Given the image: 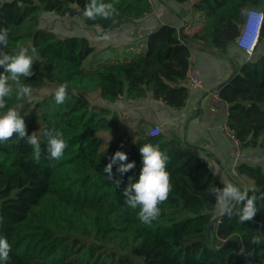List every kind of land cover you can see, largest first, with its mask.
Segmentation results:
<instances>
[{
	"label": "trees",
	"instance_id": "trees-1",
	"mask_svg": "<svg viewBox=\"0 0 264 264\" xmlns=\"http://www.w3.org/2000/svg\"><path fill=\"white\" fill-rule=\"evenodd\" d=\"M175 1H192L193 11L203 13L198 31L162 24L134 36L131 28L128 40L96 48L83 33L59 36L43 24L45 13L65 19L76 8L86 12L92 0H0V29L9 31L8 46L0 44V51L12 55L22 46L31 54L36 49L34 74L22 78L32 86V96L20 102V114L28 135L36 132L42 148L36 162L32 147L15 134L0 141V238L12 246L9 260L0 264H264L263 163L243 161L236 167L251 181L243 191L255 197L256 208L251 220L240 222L243 204L234 199L215 214L222 184L209 160L177 135L145 133L129 143L119 137L101 143L100 132L116 129L119 121L99 101L151 93L173 108L184 105L192 44L224 53L251 7L263 13L254 50L264 42V0ZM97 3L108 16L93 20L86 15L84 24L103 32L136 25L152 11L151 0ZM253 54L220 93L228 104L227 126L241 147L264 152V53ZM61 84L68 85V99L58 105L54 90ZM92 93L97 94L94 101ZM53 128L67 142L59 161L47 153L45 132ZM146 143L158 145L169 157L172 183L151 224L141 222L139 209L128 207L124 197L125 187L139 179V149ZM118 150L135 167L121 175L113 165V179L121 181L117 186L104 169ZM253 236L260 244L251 242Z\"/></svg>",
	"mask_w": 264,
	"mask_h": 264
},
{
	"label": "crops",
	"instance_id": "crops-1",
	"mask_svg": "<svg viewBox=\"0 0 264 264\" xmlns=\"http://www.w3.org/2000/svg\"><path fill=\"white\" fill-rule=\"evenodd\" d=\"M151 5V13L132 28L134 36L138 31H146L162 24H170L177 29L181 28L184 32L190 33L198 31L204 21L201 11H193L192 1L155 0L152 2L151 0ZM242 21L238 24V34ZM121 27L123 26L106 32L99 29L101 47L116 46L128 40L127 33L130 28L124 34ZM235 41L229 42L222 54L213 53L199 44H192L188 57L189 66L197 71L201 79V86L189 90L184 105L180 107L173 108L166 105L162 101L154 99L151 93L134 100L121 98L114 102L99 101L112 112H116L119 121L116 129L100 132L102 145L114 137L125 139L126 143H129L147 133V127L157 126L159 133L177 135L182 143L196 147L199 153L209 160L211 170L222 184V192L228 184L236 185L243 191L244 189H241L243 184H237L231 176L235 170L230 169L229 173L226 172L231 161L226 153L228 142L218 128L225 119V113L222 109L214 112L206 110L208 92L226 80L233 68L238 70L242 63L248 59V55ZM263 53L264 42L256 46L253 56ZM123 113H127L128 117L123 118ZM245 153H250L252 163L264 164V152L259 149H245ZM251 153L256 154V156ZM257 156L260 159H257ZM236 176L245 184V187L242 188L246 189L252 185L248 178L239 174ZM230 200L227 201L228 204Z\"/></svg>",
	"mask_w": 264,
	"mask_h": 264
},
{
	"label": "clouds",
	"instance_id": "clouds-1",
	"mask_svg": "<svg viewBox=\"0 0 264 264\" xmlns=\"http://www.w3.org/2000/svg\"><path fill=\"white\" fill-rule=\"evenodd\" d=\"M103 4H98L97 0H92L86 8V15L89 19L95 20L98 16L107 17ZM9 31L7 28L0 29V44L8 46ZM16 54H8L0 51V67L4 72L0 73V141H8L16 136L23 139L33 149V158L40 161L42 148L40 137L36 132L28 135L24 118L20 114L23 108L21 101L30 99L32 96V86L23 82L22 78L32 76L33 64L36 60V49H29L18 46ZM15 99V106H10L9 101ZM55 103L62 105L68 99V85L61 84L54 90ZM47 137V153L49 158L59 161L63 158L67 142L61 130L53 128L45 132ZM142 156V168L139 179L130 182L124 189L125 204L132 209H139L137 215L141 222L151 224L156 220L161 209L159 205L164 203L172 191L171 176L167 170L169 157L159 148L151 143L143 144L140 149ZM117 165L116 171L123 175L135 167L134 162H127V154L124 151H116L104 171L108 173L106 177L112 180L115 185L120 184L119 179H113L112 168ZM218 199L227 203L234 199L237 203L243 204L242 213L239 216L240 222L251 220L256 208L254 206L255 197H248L247 191H241L233 184H228ZM2 223V217H0ZM253 244H260V238L253 236ZM12 246L5 238H0V261L7 262L10 258Z\"/></svg>",
	"mask_w": 264,
	"mask_h": 264
},
{
	"label": "built area",
	"instance_id": "built-area-1",
	"mask_svg": "<svg viewBox=\"0 0 264 264\" xmlns=\"http://www.w3.org/2000/svg\"><path fill=\"white\" fill-rule=\"evenodd\" d=\"M67 20H79L83 21L86 18V12L83 9L76 8L65 14ZM263 19V13L260 9L250 8L246 11L243 21L240 26L239 34L236 38L237 45L248 55V58L252 55L254 47L258 40V32ZM184 84L187 86V90L195 89L201 86V79L197 71L188 66L186 72V78ZM218 109H222L225 113V119L218 126L220 132L228 142L227 156L230 158V165L226 172L236 170L239 163L245 161V150L241 147V144L235 134L228 128L226 118L228 115V104L222 97L220 89L213 88L208 92V100L206 104V110L214 112ZM123 118H127L128 114L123 113ZM149 135H156L159 133L157 126H151L147 129Z\"/></svg>",
	"mask_w": 264,
	"mask_h": 264
},
{
	"label": "rangeland",
	"instance_id": "rangeland-1",
	"mask_svg": "<svg viewBox=\"0 0 264 264\" xmlns=\"http://www.w3.org/2000/svg\"><path fill=\"white\" fill-rule=\"evenodd\" d=\"M153 1H155V0H152V2ZM251 8H253V7H251ZM255 9H257V8H255ZM43 24L45 27H49V29L56 32L57 35H59V36H65L68 34L72 35V34H80V33L82 34L83 33L89 38L91 44H93L96 48L101 47V42L99 41V28H94V29L86 28L83 21L67 20L66 18L64 19V18H60V17L55 18L54 13L49 12V13L44 14ZM128 26L121 27V29L124 31V34H126V32L128 31L129 28L131 29L136 25L133 24V25H128ZM87 63H88V61H87ZM49 88L50 87H48V86L45 87L44 90L38 91L36 95H38V96L42 95L44 92L49 90ZM35 96H33V98H35ZM90 98L94 101L95 99H97V94L96 93L90 94ZM245 154H246V158H247L245 161L251 162L250 153H245ZM251 154L256 156V154H254V153H251ZM260 157H262V156H260ZM257 159H260V158L258 157ZM231 174H232L231 176L233 177V179H235L234 181L237 182V184H240V185L243 184L242 187H245V184L243 183V181H241L240 178H237L238 176H236L237 175L236 170L234 172H232ZM242 187H241V189H245ZM227 204L228 203L223 202L218 207L217 211H215V214H220L224 210V208L226 207Z\"/></svg>",
	"mask_w": 264,
	"mask_h": 264
},
{
	"label": "water",
	"instance_id": "water-1",
	"mask_svg": "<svg viewBox=\"0 0 264 264\" xmlns=\"http://www.w3.org/2000/svg\"><path fill=\"white\" fill-rule=\"evenodd\" d=\"M178 30L180 31L181 28H179ZM236 72H237V68H233V70H232L231 74L228 76V78H227L226 80L220 82L216 88L221 89L222 87H224V85H225V84L231 79V77H232ZM150 127H151V126L147 127V129H149ZM147 129H146V131H147ZM227 207H228V205H227ZM227 207H226V208H227Z\"/></svg>",
	"mask_w": 264,
	"mask_h": 264
}]
</instances>
